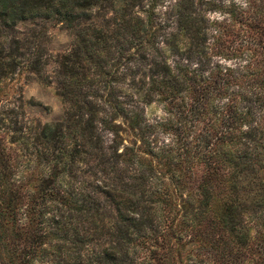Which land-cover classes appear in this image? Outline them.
<instances>
[{"label": "trees", "instance_id": "obj_1", "mask_svg": "<svg viewBox=\"0 0 264 264\" xmlns=\"http://www.w3.org/2000/svg\"><path fill=\"white\" fill-rule=\"evenodd\" d=\"M243 2L0 0V264H264V0Z\"/></svg>", "mask_w": 264, "mask_h": 264}, {"label": "rangeland", "instance_id": "obj_2", "mask_svg": "<svg viewBox=\"0 0 264 264\" xmlns=\"http://www.w3.org/2000/svg\"><path fill=\"white\" fill-rule=\"evenodd\" d=\"M224 1H229V0H224ZM233 1L244 3L243 2L244 0H233ZM205 14L209 19L212 18L224 19L226 17L225 13L220 12L217 9H211V8L207 9ZM17 28L19 30H23L24 24L18 23ZM232 28L236 29L235 23H233ZM46 32L48 39L45 42V48H46L45 54H48V56H46L47 62L45 64V68H46V72L50 74V69L52 65L55 63L54 56H56L57 54L63 52L68 48L72 36L71 33L68 31V29H66L65 27L59 24L47 25ZM235 34L236 33H234V36ZM230 43L231 42H229V40L225 41L223 43L222 48L224 49L226 45H228V47L232 46ZM215 57L218 56L215 54ZM219 59L227 63L233 62L232 58L225 59L224 57L221 56ZM20 83H21L20 90L24 98L32 97L33 99L41 102V105L30 107L29 111L30 114L33 115V117H35L40 122H42V121L57 119L61 116L65 108V104L61 100L59 95L56 93L52 81L43 83L33 78L23 82L22 78H20ZM143 109H144V114L148 120L160 119L165 115V111L163 110L161 104L154 101L144 104ZM173 138L174 136L170 131L169 132L157 131L158 141L162 140V141L171 142ZM201 170H202V166L200 163L193 165L192 175L194 180L198 178Z\"/></svg>", "mask_w": 264, "mask_h": 264}]
</instances>
